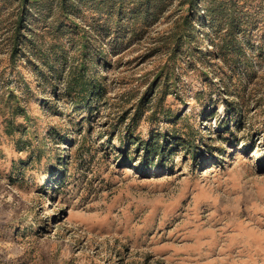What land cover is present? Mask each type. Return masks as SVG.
<instances>
[{"label": "rangeland", "instance_id": "obj_1", "mask_svg": "<svg viewBox=\"0 0 264 264\" xmlns=\"http://www.w3.org/2000/svg\"><path fill=\"white\" fill-rule=\"evenodd\" d=\"M0 264H264V0H0Z\"/></svg>", "mask_w": 264, "mask_h": 264}, {"label": "trees", "instance_id": "obj_2", "mask_svg": "<svg viewBox=\"0 0 264 264\" xmlns=\"http://www.w3.org/2000/svg\"><path fill=\"white\" fill-rule=\"evenodd\" d=\"M64 0H62L63 2ZM23 15H20V18L17 20L16 22V27H15V36H14V40H15V45H14V49L12 50V55L15 54L16 49L18 48V42L19 39L21 37V33H19V28L21 29L23 27ZM91 85L94 84V82L90 81ZM86 84V83H85ZM83 91L88 92V89H84ZM144 150H145V154L148 153V156L146 157V159H149L152 155L157 154V156H161L165 154V143L164 141H160L159 137L154 135L152 137V139L148 142H145L144 144Z\"/></svg>", "mask_w": 264, "mask_h": 264}]
</instances>
